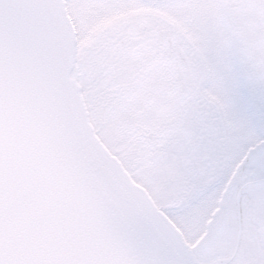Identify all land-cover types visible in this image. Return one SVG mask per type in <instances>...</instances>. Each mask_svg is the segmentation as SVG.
<instances>
[{
    "label": "snow or ice",
    "instance_id": "1",
    "mask_svg": "<svg viewBox=\"0 0 264 264\" xmlns=\"http://www.w3.org/2000/svg\"><path fill=\"white\" fill-rule=\"evenodd\" d=\"M0 264H264V0H0Z\"/></svg>",
    "mask_w": 264,
    "mask_h": 264
},
{
    "label": "flooded vegetation",
    "instance_id": "2",
    "mask_svg": "<svg viewBox=\"0 0 264 264\" xmlns=\"http://www.w3.org/2000/svg\"><path fill=\"white\" fill-rule=\"evenodd\" d=\"M146 12H147V10H141V9L129 10V11L120 13L117 16L111 17L108 20V22L111 23V22L116 21V20L126 19V18H128V16H136V15L145 14Z\"/></svg>",
    "mask_w": 264,
    "mask_h": 264
},
{
    "label": "rangeland",
    "instance_id": "3",
    "mask_svg": "<svg viewBox=\"0 0 264 264\" xmlns=\"http://www.w3.org/2000/svg\"><path fill=\"white\" fill-rule=\"evenodd\" d=\"M128 17H130V16H128Z\"/></svg>",
    "mask_w": 264,
    "mask_h": 264
}]
</instances>
